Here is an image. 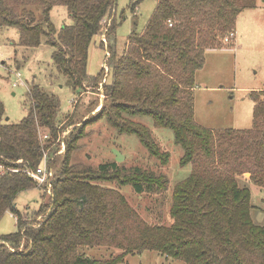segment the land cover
<instances>
[{
  "label": "trees",
  "instance_id": "16d2710c",
  "mask_svg": "<svg viewBox=\"0 0 264 264\" xmlns=\"http://www.w3.org/2000/svg\"><path fill=\"white\" fill-rule=\"evenodd\" d=\"M157 2L145 29L132 30L119 55L117 0H0V26L19 28L25 46H38L45 36L54 48L53 63L75 90L104 82L106 97L96 119H106L121 134L137 135L167 164L170 153L135 119L150 116L156 126L173 130L184 150L181 163L193 164L192 173L174 187L173 222L150 224L120 191L103 184H131L138 193L162 191L166 175L127 171L117 162L78 168L72 154L84 136L82 128L70 133L65 153L57 154L64 129L57 95L35 85L31 112L18 123L5 120L0 99V219L10 211L18 224L17 231L0 235V264H119L126 255L143 250L189 264H264V226L254 222L251 190L239 181L245 175L264 187V90L249 92L254 121L247 129L204 127L195 119L194 98L206 50L236 30L239 14L256 8L257 0ZM56 5L66 6L73 20L58 30L50 17ZM108 19V72L104 67L93 77L88 72L90 47ZM66 123L74 124V118ZM45 153L56 173L49 200L37 212L45 216L37 221L23 216L16 199L20 192L38 187L26 170L37 169ZM85 246L122 252L95 259L80 252Z\"/></svg>",
  "mask_w": 264,
  "mask_h": 264
},
{
  "label": "rangeland",
  "instance_id": "374dc122",
  "mask_svg": "<svg viewBox=\"0 0 264 264\" xmlns=\"http://www.w3.org/2000/svg\"><path fill=\"white\" fill-rule=\"evenodd\" d=\"M134 3L138 4V8H133ZM157 3V0H117L116 17L119 24L116 30V49L119 55L123 52L131 31L137 29L142 32L145 29ZM50 17L57 30L73 22L64 5L54 6ZM109 24L108 27H111L112 24ZM236 29L237 42H227L223 37L228 34L222 35L219 46L206 50L204 66L196 73V82L202 87L196 93V120L204 127L247 129L253 126L254 101L249 91L264 90L263 0H257L256 8L245 9L238 16ZM106 38L107 43L103 42L104 48L101 46V35L94 39L90 47L88 72L93 77L102 72L108 59L106 50L109 49L106 44H110L109 33ZM53 51V46L47 42L45 36L38 46H25L20 43L19 28L0 26V99L5 107V120L18 123L30 114V92L35 85L47 93L57 95L61 100L59 122L60 126H64L57 140L60 143L57 154L65 153V142L70 133L82 128L84 136L79 137L76 145L78 147L72 154V164L76 167L96 168L101 163L117 162L127 171L147 170L166 175L167 184L162 191L147 190L138 193L133 185H122L118 182H105L103 185L120 191L146 222L171 224L174 187L193 171L192 163H181L184 150L175 142L173 130L156 126L150 116L135 118L149 127L160 149L170 153L169 162L164 164L150 153L137 135L121 134L106 119L95 118L94 115L106 97L104 82L92 87L84 85L83 88L75 90L69 78L53 63ZM209 86L221 88L206 89ZM71 116L74 124L67 125L66 122ZM199 117L205 118V121ZM48 151L46 152L49 153ZM51 169L54 177L56 171ZM239 181L241 187L251 190V213L254 222L264 226V187L253 184L245 175L240 176ZM47 189L39 184L38 187L19 193L16 205L23 216L37 218V221L45 216L44 213L38 215L37 212L49 200ZM17 229V216L7 211L0 219V235L15 232ZM80 252L95 259H109L120 254L122 250L109 246H85ZM119 264L189 263L156 250H143L126 255Z\"/></svg>",
  "mask_w": 264,
  "mask_h": 264
},
{
  "label": "built area",
  "instance_id": "2783aa9c",
  "mask_svg": "<svg viewBox=\"0 0 264 264\" xmlns=\"http://www.w3.org/2000/svg\"><path fill=\"white\" fill-rule=\"evenodd\" d=\"M104 23L111 24V21L109 20H104ZM109 24V26H110ZM173 22L170 21V25H172ZM108 26L104 29L103 33L101 34V40L105 43H107V38L106 35L108 33ZM237 34L236 30L230 32L226 37L225 41L231 42L233 40H236ZM108 45L106 44V47ZM107 51V58L110 56V51ZM1 59V56H0ZM106 71L108 72V67L105 64ZM20 77V76H19ZM16 85V84H15ZM0 169L4 170L3 166L0 165ZM17 170V169H14ZM26 172L34 178V180L41 185L46 186L48 189L47 191L51 194L52 192V178H53V170L49 167L48 165V155L45 153L44 154V159L42 161V164L37 168V169H27Z\"/></svg>",
  "mask_w": 264,
  "mask_h": 264
},
{
  "label": "crops",
  "instance_id": "0c3cea01",
  "mask_svg": "<svg viewBox=\"0 0 264 264\" xmlns=\"http://www.w3.org/2000/svg\"><path fill=\"white\" fill-rule=\"evenodd\" d=\"M136 8H138V6H136ZM244 12V10L239 14V16L242 14ZM236 34H237V37H236V42H237V40H238V30L236 29ZM235 42V43H236ZM234 47H236V45L234 46ZM209 88H221V87H216V86H209V87H207L206 89H209ZM202 89V87H201V85H199V84H197V82H196V87L194 88V98H195V119H197V111H196V103H197V101H196V93L198 92V91H200ZM250 91H252V90H250ZM249 91V92H250ZM202 121H205L204 119L205 118H203V117H199ZM202 124V123H201Z\"/></svg>",
  "mask_w": 264,
  "mask_h": 264
},
{
  "label": "bare ground",
  "instance_id": "6f19581e",
  "mask_svg": "<svg viewBox=\"0 0 264 264\" xmlns=\"http://www.w3.org/2000/svg\"><path fill=\"white\" fill-rule=\"evenodd\" d=\"M100 107V106H99Z\"/></svg>",
  "mask_w": 264,
  "mask_h": 264
}]
</instances>
